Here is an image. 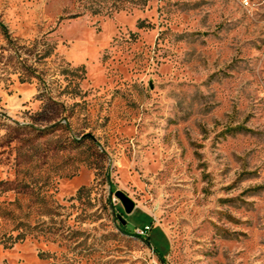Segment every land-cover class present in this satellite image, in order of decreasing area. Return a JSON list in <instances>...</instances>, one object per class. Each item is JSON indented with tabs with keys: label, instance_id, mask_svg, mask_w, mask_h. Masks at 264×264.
Here are the masks:
<instances>
[{
	"label": "rangeland",
	"instance_id": "374dc122",
	"mask_svg": "<svg viewBox=\"0 0 264 264\" xmlns=\"http://www.w3.org/2000/svg\"><path fill=\"white\" fill-rule=\"evenodd\" d=\"M0 25V264H264V0H0Z\"/></svg>",
	"mask_w": 264,
	"mask_h": 264
},
{
	"label": "water",
	"instance_id": "95a60500",
	"mask_svg": "<svg viewBox=\"0 0 264 264\" xmlns=\"http://www.w3.org/2000/svg\"><path fill=\"white\" fill-rule=\"evenodd\" d=\"M115 198L120 202L124 214L129 215L132 213L133 209H134V204L133 202L122 192L117 191L114 194ZM122 224L124 225V222H122Z\"/></svg>",
	"mask_w": 264,
	"mask_h": 264
},
{
	"label": "trees",
	"instance_id": "16d2710c",
	"mask_svg": "<svg viewBox=\"0 0 264 264\" xmlns=\"http://www.w3.org/2000/svg\"><path fill=\"white\" fill-rule=\"evenodd\" d=\"M0 29L2 30V31H4V28H3V26H1L0 25ZM144 227H142V229H143ZM149 228V227H148ZM120 231H121V233L122 234H124V235H128V232L124 229V228H120ZM133 236H135L136 238H138V239H141L147 246H150L151 244H150V242L146 239V237H143L142 238V236L141 235H138V234H132ZM153 253L157 256V258L159 259V261L160 262H163V258H162V254H160L157 250H155L154 248H153Z\"/></svg>",
	"mask_w": 264,
	"mask_h": 264
},
{
	"label": "built area",
	"instance_id": "2783aa9c",
	"mask_svg": "<svg viewBox=\"0 0 264 264\" xmlns=\"http://www.w3.org/2000/svg\"><path fill=\"white\" fill-rule=\"evenodd\" d=\"M148 230H149L148 227H144L143 229H140L136 234L144 235Z\"/></svg>",
	"mask_w": 264,
	"mask_h": 264
}]
</instances>
